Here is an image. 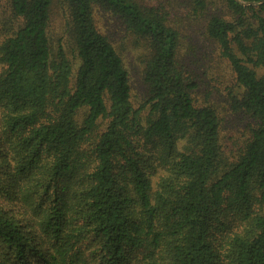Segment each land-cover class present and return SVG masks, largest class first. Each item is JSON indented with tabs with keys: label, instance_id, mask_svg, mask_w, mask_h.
<instances>
[{
	"label": "trees",
	"instance_id": "16d2710c",
	"mask_svg": "<svg viewBox=\"0 0 264 264\" xmlns=\"http://www.w3.org/2000/svg\"><path fill=\"white\" fill-rule=\"evenodd\" d=\"M0 264H264V0H0Z\"/></svg>",
	"mask_w": 264,
	"mask_h": 264
},
{
	"label": "rangeland",
	"instance_id": "374dc122",
	"mask_svg": "<svg viewBox=\"0 0 264 264\" xmlns=\"http://www.w3.org/2000/svg\"><path fill=\"white\" fill-rule=\"evenodd\" d=\"M155 1V0H153ZM116 23V24H115ZM109 22L106 17L101 18V24L104 25V30H106L107 34L110 35L113 42L115 43L117 49L123 55L126 67L130 73V83L132 87V95L134 98L135 103L139 104L144 100L146 95L145 86L142 83V75L141 69L142 64L140 63L138 54L140 50L138 47L133 45L132 39L124 38L126 37L125 32H123L122 28L119 26L117 22ZM188 36L191 40L190 44L196 49L197 54V38H199L200 43H198V52L200 54H204L205 60L202 62L204 63L203 67H210L207 69L208 75L206 78V82L209 88L210 86L215 85L219 89H223L228 81V70L223 63V61L218 57L216 54V50L212 48L203 38L197 37V33L200 34L199 28L197 23L191 24L188 27ZM192 36V37H191ZM211 88L210 90H212ZM215 98V103L220 108L222 116L224 119L226 118V126L229 127V123L231 119L229 117L230 113L226 108V103L224 97L218 92ZM236 124H240L243 126L242 120H238ZM235 129H232V134L234 133Z\"/></svg>",
	"mask_w": 264,
	"mask_h": 264
}]
</instances>
